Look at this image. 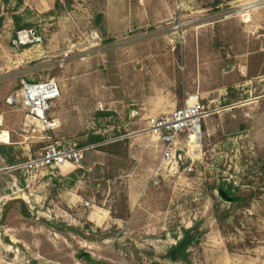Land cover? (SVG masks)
<instances>
[{"label":"rangeland","instance_id":"1","mask_svg":"<svg viewBox=\"0 0 264 264\" xmlns=\"http://www.w3.org/2000/svg\"><path fill=\"white\" fill-rule=\"evenodd\" d=\"M165 3L166 22L113 35L103 0H0V264H264V0ZM26 29L42 42L17 43ZM161 37L191 43L184 82L205 96L191 175L160 169L139 102L161 76L126 62ZM47 79L62 90L48 131L7 102ZM54 144L84 148L83 161L19 167Z\"/></svg>","mask_w":264,"mask_h":264},{"label":"built area","instance_id":"2","mask_svg":"<svg viewBox=\"0 0 264 264\" xmlns=\"http://www.w3.org/2000/svg\"><path fill=\"white\" fill-rule=\"evenodd\" d=\"M16 42H42L35 29L18 32ZM62 90L55 79L24 82L20 90L8 97L7 102L19 106L26 112V120L38 122L44 130L53 129L58 120L51 113L61 97ZM207 115L203 97L199 93L189 95L184 104L170 112L148 118V130L162 144L160 169L174 174L191 175L195 159L202 144L201 121ZM84 148L76 145H49L36 157L19 165L27 174L39 173L45 169L63 172L68 166H78L84 159Z\"/></svg>","mask_w":264,"mask_h":264},{"label":"crops","instance_id":"3","mask_svg":"<svg viewBox=\"0 0 264 264\" xmlns=\"http://www.w3.org/2000/svg\"><path fill=\"white\" fill-rule=\"evenodd\" d=\"M54 1L47 0V3H44L42 0H34V3L36 6L48 3L53 6ZM165 5V0H161V9L151 6L148 0H103V7L97 12V15H101L102 29L117 35L128 31L143 30L158 22L161 24L166 22L173 13L169 12L170 10H167ZM52 8L50 7V9ZM143 44L147 49H150L149 53H144L146 49L139 54L137 50H132L128 54L126 62H142L144 70L161 76V92H154L158 96L154 95L146 99L143 97L139 102L141 109L150 112L149 117L181 107L185 99L193 93H199L204 99V92L192 90L188 87V83L184 82V79L196 80L194 72L187 66L186 55L187 53L192 54L194 51L191 52V43L183 40L175 42L174 45V41L161 37V39L148 40ZM175 46H179V51L174 49ZM152 48H157V50L153 51ZM182 66L184 69L180 70ZM144 70L135 71L137 76L135 87L137 88L143 86L138 75L139 73L145 74ZM179 70L184 73H180ZM152 84L151 81L149 85ZM22 110L24 109L22 108ZM51 115L54 117V109Z\"/></svg>","mask_w":264,"mask_h":264},{"label":"water","instance_id":"4","mask_svg":"<svg viewBox=\"0 0 264 264\" xmlns=\"http://www.w3.org/2000/svg\"><path fill=\"white\" fill-rule=\"evenodd\" d=\"M230 69V68H229ZM221 195L226 199V200H231L230 197H228L223 190L220 191Z\"/></svg>","mask_w":264,"mask_h":264},{"label":"flooded vegetation","instance_id":"5","mask_svg":"<svg viewBox=\"0 0 264 264\" xmlns=\"http://www.w3.org/2000/svg\"><path fill=\"white\" fill-rule=\"evenodd\" d=\"M185 238H184V240L181 241L180 245L178 246L179 248H183L184 247V245H185L184 241H187ZM172 254L174 255V252H172Z\"/></svg>","mask_w":264,"mask_h":264},{"label":"trees","instance_id":"6","mask_svg":"<svg viewBox=\"0 0 264 264\" xmlns=\"http://www.w3.org/2000/svg\"><path fill=\"white\" fill-rule=\"evenodd\" d=\"M19 1H22V0H19ZM96 139H98V138H96ZM95 141H96V140H95ZM229 195H230V192H227V196H228V197H230ZM231 200H233V199L231 198ZM184 243H185V244L188 243V240H187V241H184Z\"/></svg>","mask_w":264,"mask_h":264}]
</instances>
